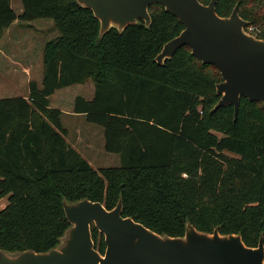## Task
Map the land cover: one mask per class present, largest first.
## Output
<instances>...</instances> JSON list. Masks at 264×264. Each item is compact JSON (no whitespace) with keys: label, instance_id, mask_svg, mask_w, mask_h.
<instances>
[{"label":"trees","instance_id":"trees-1","mask_svg":"<svg viewBox=\"0 0 264 264\" xmlns=\"http://www.w3.org/2000/svg\"><path fill=\"white\" fill-rule=\"evenodd\" d=\"M0 0V38L15 22L52 21L58 37L42 51V79L28 96L0 99V250L43 253L69 228L62 201L87 199L158 235L197 231L240 235L264 244V108L240 100L210 113L219 97V71L180 48L157 65L163 45L183 26L159 5L149 27L139 21L99 39V22L75 0ZM207 5L210 0H198ZM235 5L264 40V0H217L228 17ZM91 81V100L76 97L73 113L103 129L104 151L119 166L94 170L65 140L62 113L50 107L58 90ZM95 249L103 236L91 226Z\"/></svg>","mask_w":264,"mask_h":264},{"label":"water","instance_id":"water-1","mask_svg":"<svg viewBox=\"0 0 264 264\" xmlns=\"http://www.w3.org/2000/svg\"><path fill=\"white\" fill-rule=\"evenodd\" d=\"M75 2L99 22V39L111 28L121 33L139 21L149 27V7L161 6L183 30L163 45L154 60L157 65L187 46L194 58L219 71L221 81L215 86L219 100L210 113L232 106L236 120L241 99L264 108V40L244 32L248 22L239 16L237 5L228 17H219L217 0L207 5L198 0ZM62 206L69 228L54 248L43 253L0 250V264H264L262 235L255 248L247 247L240 235H220L218 228L199 232L188 222L182 237L158 235L124 217L121 199L112 210L87 199L63 200ZM91 226L104 238L103 254L95 249Z\"/></svg>","mask_w":264,"mask_h":264},{"label":"crops","instance_id":"crops-1","mask_svg":"<svg viewBox=\"0 0 264 264\" xmlns=\"http://www.w3.org/2000/svg\"><path fill=\"white\" fill-rule=\"evenodd\" d=\"M15 22L3 33L0 38V92L2 91V93L8 94L7 96H0V99L12 97L26 98L28 96V83L30 81H35L40 84L42 74L38 68V57L41 55L42 63V51L44 45L57 38L59 35L57 31H53L52 21H48L45 24V31H36L38 35H46V40H43V42L40 43L39 40L37 41L39 43L37 48L38 55L34 60L31 56V45H28V42L23 40L25 38H22L23 36L19 35L20 31H11L13 26L16 24ZM24 28L30 29L31 27L28 25V27L24 26ZM5 69L8 70L6 71ZM4 80H7L8 84H4ZM90 82L91 81H87L81 85H74L60 89L56 91L49 100L50 107L58 109L62 113L61 124L65 130L66 142L91 166V163H95L99 157H104L103 154H105V151L103 134L97 129H91L90 127L88 128L85 126L83 123L85 121L83 115L73 113V101L76 97H82L85 100L92 99L94 86L91 88ZM71 87H75L76 89H79L80 87L83 92L81 93V90L78 92L76 91L71 97L59 94L60 92L69 90ZM84 94L87 96H84ZM56 95H58L57 99L59 103L65 102V98L69 99L68 108L66 110L59 105L55 106L53 104V100L51 99ZM54 101H56V99H54ZM64 118L65 121H63Z\"/></svg>","mask_w":264,"mask_h":264},{"label":"rangeland","instance_id":"rangeland-1","mask_svg":"<svg viewBox=\"0 0 264 264\" xmlns=\"http://www.w3.org/2000/svg\"><path fill=\"white\" fill-rule=\"evenodd\" d=\"M11 8L13 9V11L15 12L16 15H20L22 12V5H21V1L20 0H11ZM50 21V20H36V21H32L29 22L27 25H29L31 28H24V26H22L21 22H15L16 24L13 26L11 31H20L21 36H23L22 38L24 41L28 42V45L30 46V50H31V56L32 59H36L37 55H38V45L40 42H43V40H46L45 37L46 35H38L36 33V31H45L46 30V23ZM52 23V22H51ZM41 29V30H40ZM43 29V30H42ZM55 31V30H53ZM39 40V43L37 42ZM5 42V41H4ZM38 68L40 73L42 74V63H41V55L38 57ZM6 71L8 69H5ZM5 71V73H6ZM4 84H8L7 80H4L3 82ZM91 88L93 87L92 82H90ZM79 90H81V88L79 87V89H76L75 87H71L69 88V90H65L64 92H60L59 94H64L66 96H72V94H74L76 91L78 92ZM81 93L83 92V90L80 91ZM92 92V91H91ZM7 93H2V91L0 92V96H7ZM84 96H87L86 94H84ZM58 95H56L54 98H52L51 100H53V104L55 106H61L63 109H67L68 108V98H65L64 101L65 102H58L57 99ZM54 99H56V101H54ZM56 102V103H55ZM65 121V118L64 120ZM85 124V126H87L88 128L90 127L91 129H97L99 131L102 132L103 134V129L101 127L92 125V124H88L85 121L83 122ZM104 142V141H103ZM96 145V143H95ZM105 154L103 158L99 157L97 159V161H95V163H91V166L93 167L94 170H99L101 168H111V167H118L119 166V157L118 155H114V154H108L106 152H104ZM8 204V200L7 198H3L2 200H0V210L5 208V206Z\"/></svg>","mask_w":264,"mask_h":264},{"label":"built area","instance_id":"built-area-1","mask_svg":"<svg viewBox=\"0 0 264 264\" xmlns=\"http://www.w3.org/2000/svg\"><path fill=\"white\" fill-rule=\"evenodd\" d=\"M244 32L248 35L255 37L258 33H260V30L256 26L248 25L246 28H244Z\"/></svg>","mask_w":264,"mask_h":264}]
</instances>
